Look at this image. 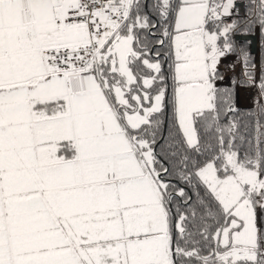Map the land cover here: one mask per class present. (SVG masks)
Returning <instances> with one entry per match:
<instances>
[{"label":"snow or ice","instance_id":"obj_1","mask_svg":"<svg viewBox=\"0 0 264 264\" xmlns=\"http://www.w3.org/2000/svg\"><path fill=\"white\" fill-rule=\"evenodd\" d=\"M0 264H264V0H0Z\"/></svg>","mask_w":264,"mask_h":264}]
</instances>
